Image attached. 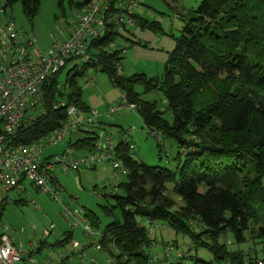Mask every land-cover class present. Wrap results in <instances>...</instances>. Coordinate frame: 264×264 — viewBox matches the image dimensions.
<instances>
[{"label":"trees","instance_id":"trees-1","mask_svg":"<svg viewBox=\"0 0 264 264\" xmlns=\"http://www.w3.org/2000/svg\"><path fill=\"white\" fill-rule=\"evenodd\" d=\"M0 1L6 9L20 3L29 18L36 16L40 4L39 0ZM57 1L62 7L63 0ZM97 1L69 0V4L77 13ZM106 1V30L92 39V62L84 63L83 72L77 65L69 69L63 86L58 78L65 70L59 72L49 104L61 98L88 112L77 78L84 76L86 66L99 67L126 102L135 106L149 133L174 141L178 152L170 169L136 160L130 152L134 144L123 140L115 146L116 161L129 173L123 176L113 169L125 179L113 187L114 202L102 206L110 220L102 226L94 212L84 216L95 229L102 228L103 249L114 264H155L151 250L156 241L150 231L154 223H161L191 241L190 252L170 264H186L187 259L194 264L263 262L264 0H201L196 8L186 10L163 75L155 78L118 73L124 50L112 47L118 30L128 27L110 23L117 1ZM132 18L142 29L155 23L134 13ZM136 85L145 92L161 91L165 102L142 100L134 91ZM65 120L64 108L51 110L22 126L15 141H38ZM83 133L68 147L93 153L99 136L94 131ZM250 243L260 249L245 254L243 248ZM200 249L209 252L212 260L200 258Z\"/></svg>","mask_w":264,"mask_h":264},{"label":"rangeland","instance_id":"rangeland-1","mask_svg":"<svg viewBox=\"0 0 264 264\" xmlns=\"http://www.w3.org/2000/svg\"><path fill=\"white\" fill-rule=\"evenodd\" d=\"M138 1L139 5L134 7L133 13L155 23L151 28L142 29L134 25L127 29H119V36L112 50H124L122 54L124 60L121 64L122 76L145 74L148 78L162 77L168 52L175 47L174 37L180 36L184 24L182 17L188 14L186 10L196 8L201 0ZM39 2L38 12L33 18L24 14L20 3L15 4L9 10L16 29L20 30L25 37H35L38 48L44 51L53 42L65 38L62 32H65L69 24L76 20L77 15L76 10L69 4V0H63L62 7L59 6L57 0H39ZM1 17L4 18V15ZM75 64L79 71L83 72L84 64L80 60ZM69 69L70 67L59 76L60 86L65 84ZM77 79L82 89L81 99L89 107V112L80 111L79 117L92 119L88 127L100 137V141L106 136H111L115 145L124 140L126 143L134 144V149L130 152L136 160L149 166L170 169L175 167L174 157L178 152L177 144L159 134L149 133L138 113L130 108L132 105L126 103L127 107L107 116V112L121 105L123 95L117 87L111 84L108 76L101 72L99 67L86 66L84 76ZM134 91L144 101H155L159 104L165 102L161 91L145 92L142 85H136ZM74 138L75 136L70 134L59 144L48 147L44 150L42 157L62 156L65 153L69 154V158L83 156L84 152H76L77 150L68 147V143ZM54 177L59 185L60 202H55L45 192H38L37 188L31 186L29 182H24L28 186L25 193L19 190L6 192L0 187V223L7 227L6 234L22 251L31 252L30 255L27 253L25 259L17 264H47L49 260L58 259L55 250L61 247L56 245L57 240L52 237L58 229H62L64 233L80 231L84 243L89 244L91 239L84 235L83 228H74L63 217L64 206H69L78 213L80 218L88 212H94L100 217L101 225H104L110 219L105 218L102 206L114 201L112 195L106 198L102 195H105L106 191L110 195L111 188L125 179L113 170L110 163L99 165L96 169H86L82 166L79 172L70 171L69 173H64L60 166H56ZM54 184L50 183V186ZM101 229H96L95 232L98 233ZM50 232L51 235L45 239V233L47 235ZM150 238L159 243L158 251L161 257L167 260H172L178 253L186 254L191 249V241L187 236L177 234L161 223L153 224ZM171 244L174 245V251L167 255L164 246ZM69 245V242L65 243L63 248H68ZM251 248L260 249V246H253L250 243L243 248V252L246 254ZM90 251L84 264H89L91 258L97 261L96 264H114L113 258L106 251H97L94 246L90 247ZM90 254H93V257ZM191 255H194V252H191ZM198 256L206 261L212 260L211 254L202 249L198 251ZM80 260L81 257L74 263L81 264ZM185 262L194 264V261L190 259Z\"/></svg>","mask_w":264,"mask_h":264},{"label":"built area","instance_id":"built-area-1","mask_svg":"<svg viewBox=\"0 0 264 264\" xmlns=\"http://www.w3.org/2000/svg\"><path fill=\"white\" fill-rule=\"evenodd\" d=\"M116 1L117 12L111 16L110 23L134 26L132 15L138 0ZM107 4L106 0H98L77 11L76 20L66 30V38L53 42L47 50L42 51L35 37H25L16 29L10 10L1 3L0 17L4 15V20L0 22V187L6 192L17 189L23 180H27L39 191L49 194L55 202H60L59 185L52 178L56 166L67 173L78 172L82 166L90 168L110 163L121 175H128V169L116 161L115 144L111 136L99 140L93 153L81 157L69 158L66 153L62 156L42 157L45 149L64 141L72 132L92 131L87 128L92 119H81L76 106L57 97V102L51 106L49 102L52 83L59 72L68 67L71 69L79 60L83 64L92 62L93 57L89 51L91 42L93 38L104 35L106 15L109 12ZM118 73H122L121 65H118ZM122 98L121 105L107 112V116L127 107L125 97ZM60 108L66 111V120L61 126L33 143H16V134L22 126ZM130 108L135 110L134 105ZM50 183L55 184L50 186ZM62 215L74 228L82 227L85 236H96L95 229L85 217L80 218L69 206H64ZM7 230L0 223V264H16L23 260V256L15 249L12 239L6 234ZM94 244L97 250L101 249L100 243L96 241ZM75 247L78 248L77 243ZM173 251V247H165L167 254Z\"/></svg>","mask_w":264,"mask_h":264},{"label":"crops","instance_id":"crops-1","mask_svg":"<svg viewBox=\"0 0 264 264\" xmlns=\"http://www.w3.org/2000/svg\"><path fill=\"white\" fill-rule=\"evenodd\" d=\"M138 3H139V1H138ZM137 3V6L139 5ZM186 10V9H185ZM4 19L2 18V17H0V22H2ZM141 28V27H140ZM62 34L64 35V37L66 38V31L64 32H62ZM87 105V104H86ZM88 106V105H87ZM89 108V107H88ZM89 112V111H88ZM87 111L86 112H83L82 111V113H88ZM84 117H86V116H84ZM87 128H88V130H92V129H90L88 126H87ZM91 132H93V130L92 131H90V132H87V133H91ZM72 134L75 136V138H76V136H77V138H81L82 137V135L84 134V133H81V130H79V131H77V132H72ZM75 138L72 140V141H74L75 140ZM76 138V139H77ZM99 139H100V137H99ZM116 146V145H115ZM72 149H74L73 147H72ZM76 152H83V151H76ZM86 153L84 152V155H85ZM104 164V163H103ZM100 165H102V164H100ZM99 165H96L95 167L97 168ZM86 169H92V167H90V168H86ZM70 172V171H69ZM69 172H67V173H69ZM79 172V171H78ZM53 177V179L56 181V179H55V177H54V175L52 176ZM77 181H79V179H77ZM24 182H29V181H27V180H23L21 183H20V185H19V187L17 188V189H14V190H19L21 193H25L26 191H27V189H28V186L27 185H25V183ZM30 183V182H29ZM30 185L32 186V184L30 183ZM113 187V186H112ZM112 190H111V192H110V195H108L109 193L106 191L105 192V195L103 194L102 196H104L105 198L106 197H109V196H111L112 194H114L117 190L115 189V188H111ZM38 190V189H37ZM38 192H40L39 190H38ZM98 215V214H97ZM89 222V221H88ZM103 226V225H102ZM93 227V226H92ZM165 227V226H164ZM94 228V227H93ZM95 229V228H94ZM83 230V229H82ZM96 230V229H95ZM101 231H102V229L101 230H99V232L98 233H96V236L94 237V238H89V237H87V238H89V239H91V241H90V243L88 244V243H84L85 241H84V238H83V236L82 235H80L81 234V232L80 231H73V232H70V233H64L63 232V230L62 229H58L57 231H56V233H54L53 235H52V237H53V239H56L57 240V242H56V245H59L61 248H59V249H56L55 251H56V253H57V255H58V259H56L55 261H53V260H49L48 262H47V264H75L74 262L76 261V259H78V258H80L81 257V260H80V263L81 264H84L85 262H86V258H87V254L89 253V252H91L90 251V247L91 246H94V249L95 250H97L96 249V247H95V242L97 241L98 243H100V247H101V249L100 250H97V251H105L104 249H103V247H102V244H101ZM46 232H48V231H46ZM82 232H84V230L82 231ZM49 235H51V232H50V234L49 233H47V235H46V233H45V239L46 238H48V236ZM85 235V234H84ZM16 236H18V234H16ZM11 238V237H10ZM76 238L78 239V240H76ZM13 241V240H12ZM70 243V245H69V247L67 248H63V244H65V243ZM75 243H77L78 244V248H76L75 247ZM83 243V244H82ZM13 245H14V247H15V249L18 251V252H20L21 253V255L23 256V260L25 259V257H26V255H27V253H28V255H30L31 254V252H24V251H22L21 250V248L17 245V244H15L14 242H13ZM31 245L32 246H34V244L31 242ZM166 246H169V245H166ZM166 246H164V249H165V247ZM158 247H160V245H159V243L158 242H155L153 245H152V250H151V254H152V258H153V262L155 263V264H170L172 261H176L178 258H180V257H182L183 256V254L182 253H178L177 254V256L176 257H173L172 258V260H167V259H164V258H162L161 257V253H159V251H158ZM174 249V248H173ZM58 251H61V252H58ZM158 252V253H157ZM91 255V257H93V254H90ZM168 255V254H167ZM166 255V256H167ZM23 260H21V261H23ZM19 263V262H18ZM97 263V261L95 260V259H93V258H91V260H90V262H89V264H96ZM263 263V262H262ZM17 264V263H16ZM227 264V263H226ZM264 264V263H263Z\"/></svg>","mask_w":264,"mask_h":264},{"label":"clouds","instance_id":"clouds-1","mask_svg":"<svg viewBox=\"0 0 264 264\" xmlns=\"http://www.w3.org/2000/svg\"><path fill=\"white\" fill-rule=\"evenodd\" d=\"M53 178V177H52Z\"/></svg>","mask_w":264,"mask_h":264}]
</instances>
